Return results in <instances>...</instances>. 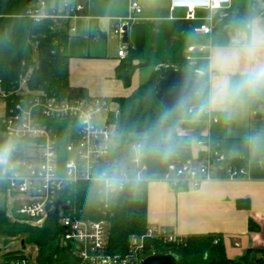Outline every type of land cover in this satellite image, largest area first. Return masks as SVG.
<instances>
[{
    "label": "crops",
    "instance_id": "0c3cea01",
    "mask_svg": "<svg viewBox=\"0 0 264 264\" xmlns=\"http://www.w3.org/2000/svg\"><path fill=\"white\" fill-rule=\"evenodd\" d=\"M129 1L80 0L83 14L66 22L67 28L75 27L73 33L67 30L65 44L69 84L85 87L90 97H104L116 108L117 98L132 94L149 78L156 62L182 63L187 48L194 46L189 54L200 68L211 70L207 104L218 117L211 134L246 143L247 172L240 178L204 181L198 187H171L161 181L147 193L146 185L141 197L146 200L147 223L181 237L217 234L229 258H239L249 250L255 258L263 256L264 149L254 152L248 138L264 134V92L233 96L231 85L264 66V0H229L213 9L197 7L192 19L186 17L185 8H170V0H133L142 11L129 24V40L123 43L112 25L115 17L126 13ZM203 23L211 26L210 32L194 30ZM123 44L127 55L120 57L117 52ZM129 58L133 70L126 84L119 74L126 73L123 62ZM221 85L228 86L223 93ZM4 109L0 98V126ZM176 131L192 135L191 155L195 154L193 130L178 126ZM225 152L231 158L239 154L235 149ZM139 187L133 189L135 199ZM170 207L172 212L167 213Z\"/></svg>",
    "mask_w": 264,
    "mask_h": 264
},
{
    "label": "built area",
    "instance_id": "2783aa9c",
    "mask_svg": "<svg viewBox=\"0 0 264 264\" xmlns=\"http://www.w3.org/2000/svg\"><path fill=\"white\" fill-rule=\"evenodd\" d=\"M228 2L170 0V8L183 7L186 17L192 19L197 7L213 9ZM84 8L80 1L48 3L46 0H36L18 16L35 22L48 19L55 25H62L81 16ZM141 11L140 4L130 0L126 13L113 19L114 33L121 36L122 27H128ZM67 30L73 33L75 27L68 26ZM194 30L208 33L211 26L203 23ZM194 48H187L183 64L158 61L153 70L180 68L190 70L195 76L208 77L211 70L200 68L189 54ZM117 55H127L125 44ZM29 72L30 69L20 77L12 90L18 99L9 107L5 100L9 92L1 88L0 79V98L5 104L0 126V147L9 144L13 147L9 164L0 167V201L12 220L19 218L30 223H41L50 212H54L56 200L66 201L63 196L68 191L67 187L78 182L95 184L104 209L101 218H79L70 203L67 210L59 208V212L55 213L63 228L60 243L73 254L75 264H137L149 255L144 251L146 237L177 243L183 240V237L174 235L167 228L148 225L144 234L130 235L124 254L109 253L107 209L112 197L127 186L138 187L140 183L157 178L171 187L187 184L198 187L204 181L240 178L247 172L244 164H235L226 155L222 140L212 136L211 127L218 122V117L208 104L201 113L203 129L194 140L196 153L182 163L170 162L162 174H148L140 142L119 146L115 139L118 107L112 108L110 101L104 97L41 96L27 87ZM193 113L194 108L190 105L187 114ZM59 130L63 131V143ZM5 252L13 256L4 259ZM0 253L2 264H37V246L22 240L18 246L3 249Z\"/></svg>",
    "mask_w": 264,
    "mask_h": 264
},
{
    "label": "trees",
    "instance_id": "16d2710c",
    "mask_svg": "<svg viewBox=\"0 0 264 264\" xmlns=\"http://www.w3.org/2000/svg\"><path fill=\"white\" fill-rule=\"evenodd\" d=\"M36 0H0V79L1 88L7 92L5 97L7 107L18 99L12 90L18 84L21 76L28 70L27 87L41 96L58 98L89 97L87 89L82 86H71L68 81V55L65 44L68 37L66 23L55 25L51 20L43 19L35 22L24 16H18L25 8ZM58 3L60 0H46ZM79 2L80 0H70ZM36 47V60H33V47ZM131 59L123 62L125 74L121 75L124 83H128L133 70ZM183 64V59L181 61ZM161 71L152 70L147 80L138 85L132 94L118 97L119 114L116 120L115 139L119 146L140 142L143 160L147 165L148 174H162L170 162L182 163L191 156V141L188 134L178 133V126L190 127L198 136L202 126V115H189L190 105L194 111L207 105V77L203 79L205 90L199 99L188 107L172 111L155 96L153 85ZM28 96H32L29 94ZM183 116L189 120L180 123ZM170 128L171 136L164 140L162 131ZM60 131V130H59ZM63 131H60L63 143ZM222 146L225 149H235L238 156L231 161L242 165L245 163L246 143L239 138H224ZM144 184L143 183H140ZM68 188L63 198L75 209L79 218L99 219L103 216L100 195L96 185L88 182H78ZM135 187L127 186L115 194L107 209L109 235L107 251L124 254L128 249V240L132 234H144L148 227L146 215V200L133 197ZM24 220H11L4 207L0 206V232L7 236L25 234L21 239L24 243L37 246V264H75L73 254L60 243L63 230L58 222V215L50 212L48 217L33 226ZM23 227V230H20ZM25 238V239H24ZM217 239L216 241H214ZM27 241V242H26ZM144 251L173 252L178 255V264H264L263 256L255 258L253 251H247L239 258L226 256L221 239L217 234L189 235L181 242H166L162 239L146 237ZM10 251L9 253H12ZM5 252L4 259L13 256Z\"/></svg>",
    "mask_w": 264,
    "mask_h": 264
},
{
    "label": "water",
    "instance_id": "95a60500",
    "mask_svg": "<svg viewBox=\"0 0 264 264\" xmlns=\"http://www.w3.org/2000/svg\"><path fill=\"white\" fill-rule=\"evenodd\" d=\"M121 41L128 43V27H122ZM203 79L190 75L184 69L168 68L162 70L156 77L153 90L155 96L172 111L181 110L194 104L205 90ZM69 201H55L54 213L59 208L67 210ZM178 255L173 252H155L142 258L137 264H178Z\"/></svg>",
    "mask_w": 264,
    "mask_h": 264
},
{
    "label": "clouds",
    "instance_id": "9594fccd",
    "mask_svg": "<svg viewBox=\"0 0 264 264\" xmlns=\"http://www.w3.org/2000/svg\"><path fill=\"white\" fill-rule=\"evenodd\" d=\"M228 87L227 85H221V93H223L224 88ZM259 93L264 92V66H259L254 71L248 73L245 78L231 85V95L237 96L241 93ZM203 111V106L199 109H196L193 115H199ZM250 145L253 148V151L264 149V134H255L248 138ZM138 152L140 149L138 148ZM13 152V147L11 144L4 147H0V167L6 166L9 164V158Z\"/></svg>",
    "mask_w": 264,
    "mask_h": 264
},
{
    "label": "rangeland",
    "instance_id": "374dc122",
    "mask_svg": "<svg viewBox=\"0 0 264 264\" xmlns=\"http://www.w3.org/2000/svg\"><path fill=\"white\" fill-rule=\"evenodd\" d=\"M33 60L35 61L36 60V47L34 46L33 47ZM189 119L186 117V116H183L180 123H183V122H187ZM162 137L164 140H167L169 139L170 137V128H165L163 129L162 131ZM189 138H190V141H193V137L192 135H189ZM232 152L231 151H228L227 154H231ZM161 181H164V180H160V179H149L148 181H146L144 184H141L140 187L138 188V190L135 192L134 196L138 199H141L142 197V190L145 189V186H146V189H147V193L148 192V189L151 188L155 183H159ZM163 183H166V181H164ZM152 185V186H151ZM172 212V209L171 207L168 209L167 213H171ZM13 216L16 217V214L13 213ZM33 226H38L40 225L39 223H33L32 224ZM163 228H166V227H163ZM20 230H23V227H20ZM23 237H25V234H18V235H14V236H7L5 234H3L2 232H0V249L3 250V249H8V248H14V246H18V242L23 239ZM25 239V238H24ZM27 242V241H26ZM0 250V251H1Z\"/></svg>",
    "mask_w": 264,
    "mask_h": 264
}]
</instances>
